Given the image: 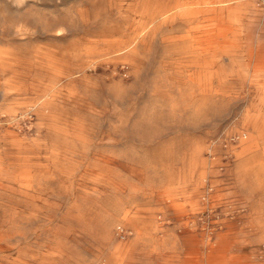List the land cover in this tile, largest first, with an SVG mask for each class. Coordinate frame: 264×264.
<instances>
[{
  "label": "rangeland",
  "instance_id": "374dc122",
  "mask_svg": "<svg viewBox=\"0 0 264 264\" xmlns=\"http://www.w3.org/2000/svg\"><path fill=\"white\" fill-rule=\"evenodd\" d=\"M117 1L0 0V51L10 58L0 62V159L16 161L22 146V156H35L49 170L34 185L40 190L35 201L0 189V228L23 234L26 239L12 243L19 241L18 249L30 254L59 231L69 253L60 264H89L105 251L101 219L115 203L129 216L121 229L111 227L114 244H131L139 227L149 231L122 264H204L203 244L209 239L218 241L216 258L232 255L264 264V240L250 232L252 196L263 203L264 197L241 183V167L254 154L226 152L234 143L228 137L232 124L241 130L240 116L253 114V107H242V101L191 107L183 118L176 117L181 107H175V116L159 107L153 95L161 53L157 36L128 58L87 49L88 40L123 31L126 9H117ZM244 34L233 48L231 68L219 72L228 77L226 87L238 92L258 90L255 82L264 77V43H248ZM219 38L214 28L212 38L196 46L213 57L221 50ZM54 87L58 90L51 93ZM41 100L46 109L39 117L35 107ZM197 108L202 116L194 120ZM76 129L85 135L76 137ZM196 142L207 167L198 165L190 179L180 181L181 157ZM101 153L111 157L105 170L110 184L99 193L93 173L100 166L92 157ZM25 212L37 217L26 218ZM156 240L164 249H155Z\"/></svg>",
  "mask_w": 264,
  "mask_h": 264
},
{
  "label": "bare ground",
  "instance_id": "6f19581e",
  "mask_svg": "<svg viewBox=\"0 0 264 264\" xmlns=\"http://www.w3.org/2000/svg\"><path fill=\"white\" fill-rule=\"evenodd\" d=\"M25 1L15 0L18 5ZM125 1L127 0H118L116 3L117 9H126V13H123L126 21L123 31L118 35L103 34L88 40L87 49L92 52L103 48L119 58H128L134 56L137 47L146 44L151 35L157 36L161 53L153 95L159 107H167L169 114L173 116L176 113L175 107H181V114L176 116L178 118L189 115L191 107H228L233 103L239 104V101H242V107H253V114L247 111L240 116L239 122L243 124L241 130L232 124L228 137L229 140L233 138L234 143L230 141L227 144L226 152L237 156L254 154L253 157L247 158L241 167V183L247 191L261 192L264 197V77L263 81L255 82L258 90L238 92L226 87L227 76L219 75L220 71L231 68L233 48L242 31H245L242 36L246 42L264 43V0H128L124 5ZM214 28L219 32L217 45L221 50L215 56L206 58L203 50L196 45L212 38ZM117 46L120 48L113 51ZM9 60V54L0 51V62ZM221 62H225L223 68H220ZM57 90L54 87L51 93H56ZM42 102L43 100L37 101L36 106L39 107H35L39 117L46 109L45 102ZM33 108L34 105L31 106V109ZM201 112L199 108L194 109L191 114L194 120L200 119ZM76 130V133H72L76 137L85 135L83 130ZM23 152L21 146L16 161L14 157L7 161L0 159V189L20 193L30 201H35L40 197L37 194L39 189L34 188V185H37L40 177L49 173V170L46 165L38 164V158L35 156H22ZM201 152L202 148L196 142L188 152L181 154L182 167L178 180L186 182L198 165L207 167L201 160ZM209 152L211 157L214 156L210 148ZM48 154L53 158L55 153L52 147L49 148ZM52 158L50 162L53 164ZM92 158L100 166V170L93 174L100 186L95 188V191L101 193V187L110 184L105 170L111 163V157L101 153ZM14 165L18 167L17 172L11 171ZM212 192L213 187L210 186L207 191L209 201ZM252 200L254 227L250 232L256 240H264V203L262 199L255 200L254 196ZM24 214L26 218L37 217L34 213ZM128 216V211L121 205L113 203L111 207L107 206L101 219L102 244L106 248L104 252L100 248L95 261L89 264H122L128 249H132L136 242L148 236L149 231L139 227L135 229L134 241L131 244H114L111 227L121 229ZM1 228L0 264H60L61 260L69 257L63 243L64 235L59 231L52 235L54 240L42 244L38 253L30 254L18 249L19 241L12 243L16 237L26 239L23 234L10 235ZM219 241L222 244L227 242L225 237H221ZM152 244L155 249L165 247L164 242L157 240ZM203 250L204 264H247L232 255L216 258L215 255L220 252L218 241L209 239L203 244Z\"/></svg>",
  "mask_w": 264,
  "mask_h": 264
}]
</instances>
